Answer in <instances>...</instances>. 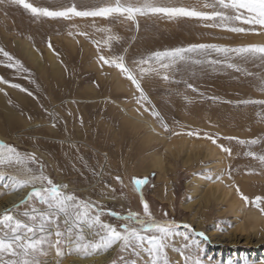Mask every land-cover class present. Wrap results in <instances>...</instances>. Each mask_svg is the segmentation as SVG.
<instances>
[{
  "label": "rangeland",
  "instance_id": "obj_1",
  "mask_svg": "<svg viewBox=\"0 0 264 264\" xmlns=\"http://www.w3.org/2000/svg\"><path fill=\"white\" fill-rule=\"evenodd\" d=\"M26 2L50 10L75 3L82 10L115 0ZM157 2L201 6L205 0ZM204 23L162 14L137 16L135 22L37 17L11 0H0V47L19 60L23 69L17 72L7 68L6 62L0 63V76L27 89L0 83L4 89L0 92V141L22 154L34 153L45 176L57 185H66L62 190L80 200L97 204L104 210L101 219L114 226L124 223L121 218L129 212L142 214L143 198L155 219L171 220L178 226L166 249L170 264H185V255L199 259L200 264H264V214L236 192L238 187L249 200L264 197V165L246 155L249 151L264 155V105L241 103L264 100V65L258 59L244 61L232 54L230 62L243 71L188 62L169 70L168 80L163 79L164 71L141 74L137 67L153 52L190 44L236 47L264 43V35L236 34ZM101 28L110 31H98ZM80 32H87L89 38ZM110 36L116 39L105 44ZM98 45L106 56L124 57L147 100L137 103L140 92L126 74L114 66L101 67ZM202 59L223 60L224 56L212 52ZM0 61H4L2 55ZM188 83L196 90L188 88ZM153 108L168 130L150 114ZM188 132L200 135L189 136ZM205 133L229 148L231 155L212 144ZM240 140L257 143L241 144ZM189 143L198 146L191 148ZM157 158L162 161L159 168L153 166ZM2 169L0 200L12 192L11 175H20L16 169ZM145 177L148 182L137 191L133 178ZM25 207L21 205L19 210ZM109 211L120 218L110 216ZM248 212L259 218L255 228L250 227ZM185 232L192 241L187 249L183 247ZM111 248V258L100 264H130L132 259L145 264L148 259L146 253L136 257L131 248ZM74 255L65 248L59 264H67ZM43 259L57 264L54 251Z\"/></svg>",
  "mask_w": 264,
  "mask_h": 264
},
{
  "label": "snow or ice",
  "instance_id": "obj_2",
  "mask_svg": "<svg viewBox=\"0 0 264 264\" xmlns=\"http://www.w3.org/2000/svg\"><path fill=\"white\" fill-rule=\"evenodd\" d=\"M12 3L22 6L37 17H51L71 19L73 17L93 18L97 17L119 19L123 18L129 21H136L137 16L148 14H162L169 19L177 17L197 18L208 28H220L231 33L247 34L255 33L264 35V0H205L201 5L190 6H167L159 4L157 0H115L114 3H108L104 6L85 7L78 10V6L73 3L71 6L63 7L58 10L49 8L34 7L32 3L26 0H11ZM210 9V10H203ZM94 26V23H93ZM74 27V26H73ZM98 31L108 32L110 29L101 28ZM71 35V33H69ZM79 35L85 39L89 38L87 32H80ZM116 39L110 36L105 44L110 40ZM93 43H96L93 41ZM51 48V42H49ZM98 62L101 67L108 65L116 67L122 74L127 75V79L136 86L140 92L137 103L147 100L144 95L134 69L128 68L124 62L123 56H106L102 54L98 45ZM212 52L223 55V60L202 59L208 57ZM236 54L244 61L260 60L264 65V43H249L236 47H229L218 44H190L186 48H174L171 50L157 51L150 54L147 58H142L137 67L141 74L164 71V80H168L167 72L180 63L226 65L228 68H234L236 71H243L237 64L231 63V55ZM0 55L6 62V67L16 69L17 72L23 70L19 60H16L8 51L0 47ZM194 57H201L196 59ZM153 65L145 68L143 65ZM246 75H254L246 72ZM0 83L10 84L12 88L27 91L21 88V85L10 83V81L0 76ZM264 85V79L261 80ZM187 87L196 89L191 83ZM264 91V86L261 87ZM0 92H4L0 88ZM5 95L7 93L5 92ZM31 95V93H29ZM243 104L264 105V100H244ZM149 111L148 108L144 109ZM150 114L158 119L163 129L168 130V125L164 123L163 118L153 108ZM55 126V123H53ZM189 136H199V132H188ZM205 137L211 140V143L219 147L223 152L231 155V150L223 145L217 144L216 138L208 133ZM232 140L235 137H227ZM239 143H257L256 140L243 141ZM246 155L258 159L264 165V155L257 156L254 152H247ZM13 168L20 174L11 176L12 183L10 190L17 191L24 188L31 190L11 207H6L0 211V264H47L44 257L50 255L53 251L59 264V258L64 255L65 248L69 254L83 256H92L94 254L107 251L114 245L121 249L131 248L136 257L146 253L148 259L145 264H170L167 256L169 241L176 234L178 227L174 221L155 219L150 211L149 204L141 198L143 212H129L121 219L118 227L101 219L103 209L90 201H82L73 193L66 192V185H57L51 179L44 175L43 165L39 164L34 153H21L10 144L0 141V169ZM230 175V173H229ZM5 173L0 170V178ZM120 180V177H116ZM148 182L147 177L133 178V187L139 191L141 186ZM236 192L241 196L245 203H250L259 208L264 214V197L257 196L249 200L247 196L240 192L237 187ZM259 202V203H258ZM26 205L21 212L20 206ZM42 205L43 207H38ZM110 216L119 217L116 212L109 211ZM167 216V213H164ZM185 228L190 226L184 225ZM186 241L183 247L187 249L192 243L187 232L183 233ZM203 235V233H200ZM91 237V238H89ZM198 247V245H197ZM181 255H184L181 252ZM185 264H200L199 259H193L185 255ZM112 264H116L115 261ZM130 264H138L137 259H132Z\"/></svg>",
  "mask_w": 264,
  "mask_h": 264
},
{
  "label": "bare ground",
  "instance_id": "obj_3",
  "mask_svg": "<svg viewBox=\"0 0 264 264\" xmlns=\"http://www.w3.org/2000/svg\"><path fill=\"white\" fill-rule=\"evenodd\" d=\"M259 40H261V39H259ZM189 145H190L191 148H195V147L198 146V144H195V143H189ZM169 147L170 146H168V148ZM207 148L211 149V147H209V146H207ZM161 162H162L161 159L157 158L153 162V166L155 168H159V167H161ZM0 170H2L4 172L3 169H0ZM29 189L30 188H24V189H20V190H17V191H12L8 195H6V197H4L3 199L0 200V211H2L6 207H10L13 204L17 203L20 199L23 198V196L26 194V192ZM222 195L226 196L227 192L223 191ZM231 203L235 205L237 202L233 200ZM247 216H248L249 219H251L250 227L251 228H255L257 223H258V219H259L258 216L255 213H253V212H248ZM262 224H264V221H263ZM112 253H113V248H110L108 251H106L105 253H103L101 255L91 256V257H89L87 259H80L77 255H74L73 257H70L71 261L67 262V264H88V263L89 264H100V263L105 262L108 259H110L111 256H112Z\"/></svg>",
  "mask_w": 264,
  "mask_h": 264
}]
</instances>
